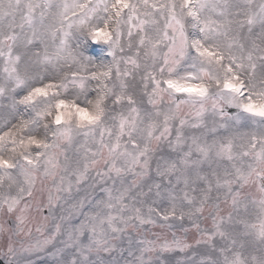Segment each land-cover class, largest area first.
Segmentation results:
<instances>
[{
    "label": "snow or ice",
    "instance_id": "snow-or-ice-1",
    "mask_svg": "<svg viewBox=\"0 0 264 264\" xmlns=\"http://www.w3.org/2000/svg\"><path fill=\"white\" fill-rule=\"evenodd\" d=\"M0 264H264V0H0Z\"/></svg>",
    "mask_w": 264,
    "mask_h": 264
}]
</instances>
